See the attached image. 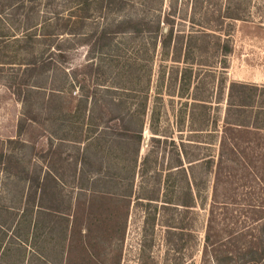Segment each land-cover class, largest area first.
<instances>
[{"label":"rangeland","instance_id":"374dc122","mask_svg":"<svg viewBox=\"0 0 264 264\" xmlns=\"http://www.w3.org/2000/svg\"><path fill=\"white\" fill-rule=\"evenodd\" d=\"M119 1L0 0V264L204 263L212 177L194 172L184 216L161 207L177 196L167 175L180 142L216 158L231 83L264 87V0ZM167 16L164 48L155 27L165 33ZM129 19L150 26L119 28ZM48 171L57 186L46 181L26 212L28 178ZM154 190L158 202L145 200Z\"/></svg>","mask_w":264,"mask_h":264},{"label":"trees","instance_id":"16d2710c","mask_svg":"<svg viewBox=\"0 0 264 264\" xmlns=\"http://www.w3.org/2000/svg\"><path fill=\"white\" fill-rule=\"evenodd\" d=\"M124 2L125 0H120L116 9L121 10ZM86 4L87 7L88 2ZM110 4L111 2L108 6ZM227 18L241 20L235 14ZM162 24L167 28L165 33L158 22L155 28L160 31L161 45L166 48L173 40V21L167 16ZM123 26L139 35L146 32L150 22L145 19H129L119 28L122 29ZM200 36L210 37L204 31L200 32ZM182 39L183 37H179L177 42H174L175 58L181 55ZM98 40H102V32ZM224 50L230 52L227 47H224ZM58 56L61 60L66 59L61 51ZM235 89H241L236 97L237 101L233 96ZM246 91H249L248 94L245 93ZM255 97L261 98L260 105L256 108L253 106L257 104ZM227 101L231 104H228L226 117L223 120L216 158L191 155L189 149L193 144L180 142L179 152L172 167L174 171H170L167 175L168 181L177 184V196L166 198L161 207L166 212L173 209L176 211L180 207L182 211L179 213L187 216L197 205L196 197L199 191L193 189V182H196L194 172L201 171L205 175H210L212 184L203 234V264L209 258L214 264H264V121L259 123V118L264 115V87L231 83ZM194 102L198 108L204 109L208 101L204 97L195 96ZM234 102L236 104H233ZM231 113H233L232 117L229 116ZM194 131L199 133L203 129L201 127ZM138 136L140 139L141 135ZM146 161V158L142 160L141 173L145 171L143 166L146 165ZM155 175L159 180L160 175L157 172ZM28 181L26 212L34 207L38 192L43 194L46 192V181L57 186V179L51 171H48L43 180L30 177ZM159 193L158 190H154L153 196L145 200L158 202ZM103 195L106 197L113 194L105 192ZM115 197L121 200L128 198L123 194H117ZM40 208H44L48 214L55 211L52 206ZM62 215L67 219L68 214L62 213ZM179 229L183 232L189 227L181 225ZM182 232H179L178 236L182 237Z\"/></svg>","mask_w":264,"mask_h":264}]
</instances>
